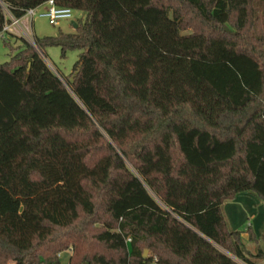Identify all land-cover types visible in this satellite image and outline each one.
Here are the masks:
<instances>
[{"label":"trees","instance_id":"16d2710c","mask_svg":"<svg viewBox=\"0 0 264 264\" xmlns=\"http://www.w3.org/2000/svg\"><path fill=\"white\" fill-rule=\"evenodd\" d=\"M53 1L75 31L0 63V264L264 260L222 210L264 203V0ZM49 46L78 51L69 76Z\"/></svg>","mask_w":264,"mask_h":264},{"label":"rangeland","instance_id":"374dc122","mask_svg":"<svg viewBox=\"0 0 264 264\" xmlns=\"http://www.w3.org/2000/svg\"><path fill=\"white\" fill-rule=\"evenodd\" d=\"M83 18V12L72 10L71 19L60 20L55 25L46 17L36 16L29 24V27H31L30 36L32 38H42L44 36H56L59 32L73 33L75 24ZM26 19V17H23L22 23ZM6 39L9 40L8 44L0 38V63L9 60L10 47L14 48L21 44L20 41L15 42L10 36ZM41 55L55 73L59 72L62 76H69L77 59L78 51L69 50L64 56H61L59 47L49 46L44 49L45 56ZM222 210L229 229L240 233L241 242L247 251L253 253L257 248L264 251V203L261 200L251 193L243 192L222 205ZM250 234H253L255 239L251 240ZM147 254L148 251L144 255ZM68 259L67 251L59 255L60 264H68ZM7 264L14 263L8 262ZM256 264H264V260L258 261Z\"/></svg>","mask_w":264,"mask_h":264},{"label":"built area","instance_id":"2783aa9c","mask_svg":"<svg viewBox=\"0 0 264 264\" xmlns=\"http://www.w3.org/2000/svg\"><path fill=\"white\" fill-rule=\"evenodd\" d=\"M1 9L4 14V23L1 30V37L4 39V36L8 33L12 32L13 27H19L20 25V19L23 17H26L29 24L33 21L34 17H46L50 22L53 24H57L60 20H67L72 18V9L68 7H62L57 6L53 0H47L43 4L35 7L30 8L25 11L24 16L21 18L14 17L6 5L2 2H0ZM22 36L25 40H27L34 48H36V45L34 43V40L32 37L26 36V32L22 30ZM26 36V37H25ZM130 239L127 238V241ZM157 264V263H153Z\"/></svg>","mask_w":264,"mask_h":264},{"label":"crops","instance_id":"0c3cea01","mask_svg":"<svg viewBox=\"0 0 264 264\" xmlns=\"http://www.w3.org/2000/svg\"><path fill=\"white\" fill-rule=\"evenodd\" d=\"M22 30L24 31V32H26V36H29V37H31L30 35H31V27H29V22H28V20L26 19L25 20V22L24 23H22V18L20 19V25H19V27H13L12 28V32H10V33H8L7 35H5L4 36V39H6L8 36H10V37H12V39L15 41V42H17V41H19V39L22 37V38H24L23 36H22ZM25 36V37H26ZM0 38H2L1 37V34H0ZM3 39V38H2ZM9 41V40H8ZM237 197V196H236ZM226 203V202H225ZM224 203V204H225ZM223 204V205H224ZM67 253H68V256L70 255V252H68L67 251ZM61 255V254H60Z\"/></svg>","mask_w":264,"mask_h":264},{"label":"water","instance_id":"95a60500","mask_svg":"<svg viewBox=\"0 0 264 264\" xmlns=\"http://www.w3.org/2000/svg\"><path fill=\"white\" fill-rule=\"evenodd\" d=\"M147 252V250H144V254Z\"/></svg>","mask_w":264,"mask_h":264}]
</instances>
